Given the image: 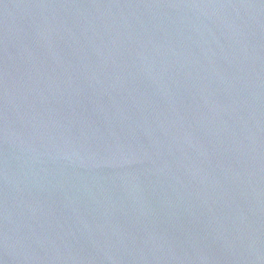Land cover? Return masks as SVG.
Returning <instances> with one entry per match:
<instances>
[{
	"label": "water",
	"instance_id": "1",
	"mask_svg": "<svg viewBox=\"0 0 264 264\" xmlns=\"http://www.w3.org/2000/svg\"><path fill=\"white\" fill-rule=\"evenodd\" d=\"M0 264H264V0H0Z\"/></svg>",
	"mask_w": 264,
	"mask_h": 264
}]
</instances>
